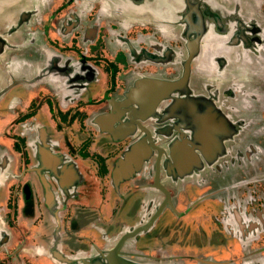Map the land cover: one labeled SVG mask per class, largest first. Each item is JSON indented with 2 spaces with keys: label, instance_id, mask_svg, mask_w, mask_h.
<instances>
[{
  "label": "flooded vegetation",
  "instance_id": "af4514ba",
  "mask_svg": "<svg viewBox=\"0 0 264 264\" xmlns=\"http://www.w3.org/2000/svg\"><path fill=\"white\" fill-rule=\"evenodd\" d=\"M252 12L253 0H0V264L108 250L264 264V114L251 111L264 95L247 88L264 58L241 31L254 23L264 42ZM187 37L186 99L130 93L178 76L168 56ZM204 229L219 254L200 252Z\"/></svg>",
  "mask_w": 264,
  "mask_h": 264
},
{
  "label": "water",
  "instance_id": "95a60500",
  "mask_svg": "<svg viewBox=\"0 0 264 264\" xmlns=\"http://www.w3.org/2000/svg\"><path fill=\"white\" fill-rule=\"evenodd\" d=\"M195 9H196V6H195ZM185 45H186V48L182 52L179 50H175V51L170 50V55L168 56V59H169L168 61H171V62H176L175 59H179L178 64L180 65V72H179L178 76H176L172 80L155 79L152 81L136 83L135 85L132 86V89H131L132 91L130 93H132L134 91V89L137 88L138 86L146 84V85L150 86L149 87L150 90L146 89L144 91V89H142L143 95H139V98L142 99V101L145 100V98L147 100H153V99L156 100V96L157 97L159 96V98H161L164 94L170 93L172 91L173 92L177 91V93L184 95L185 98L181 97V100L186 99L187 93L189 91L188 82H189L190 77H191L190 64L193 61L192 58L196 54V51L198 49H197L196 41H192V40L189 41L188 37H187V42ZM165 51H167V50H163V52H162V50H160L159 53H161L166 59L167 56H165ZM171 59H174V60L172 61ZM141 87H143V86H141ZM156 90H157V95L155 94ZM145 92H147L148 94L144 95ZM176 99H177V97H176ZM179 99H180V97H179ZM140 107H141V105H140ZM200 151H201V149H200ZM168 152L170 153V150ZM170 160H171V158H170ZM170 160L166 159V161L168 162V167L171 166V164L169 165ZM157 213H158V211H157ZM156 214H153L152 217L149 219V221H147L146 223L139 225L137 227L138 231L145 230L149 226V224H151L153 219L155 220L157 218ZM55 253L59 257L57 255H52ZM51 255L53 256L54 259L56 257H58V261L62 264H70V263L76 262V259H75L76 257L63 256L57 252H53V253H51ZM80 261L82 262L83 260H80ZM85 264H134V263H131V262L127 261L126 259H124L123 257L119 256V252L117 250H108L106 252L94 254V256L86 258Z\"/></svg>",
  "mask_w": 264,
  "mask_h": 264
},
{
  "label": "rangeland",
  "instance_id": "374dc122",
  "mask_svg": "<svg viewBox=\"0 0 264 264\" xmlns=\"http://www.w3.org/2000/svg\"><path fill=\"white\" fill-rule=\"evenodd\" d=\"M260 3H261V0H253L252 16L254 19L258 18L257 14H259V19L264 18V14L261 12ZM250 24H251V27H249L247 30H246V28H242L241 31H243V30L245 32L247 31V33H249L250 36L253 37L250 41V47H249L250 55H253L254 57H257L260 60H262L264 58V42L260 41V39L258 40V37H257L258 33L256 31L257 28H255L254 23H250ZM238 31H239V28H238ZM237 47H241V46L239 44H237ZM237 49L239 50L240 48H237ZM262 72H264L263 68H261L260 66H259V68H258V66H255V68L253 69V75L252 76L254 77V79H261L260 77L264 75ZM220 77H222V75ZM253 77H252V82L250 81L249 86L247 88L251 89L252 92L255 91V92L260 93L261 95H264V79L261 83H259V82H255V80H253ZM261 95H259L260 99H261ZM256 104L257 103L253 104V108L251 111L253 112V115H256L255 117H259L260 114L261 115L264 114L263 113V107L264 106L263 105L257 106ZM250 132H252V131L250 130ZM226 139L227 138H225L223 140H226ZM245 141H246V139H245ZM260 141H261L260 135L259 136L250 135V142L251 143L254 142V146L256 148L258 146L257 144H259ZM254 152H255V149L253 150V153ZM241 174H242V171L239 170L238 175L240 176ZM234 200H236L235 196L233 197V202H234ZM201 213H202V211H199V210L196 212L195 219L197 221H201L200 220ZM189 214H190L189 216L192 217V213L190 212ZM178 225H179V227H181V224H178ZM182 229H183V231H186V227H184ZM204 232L206 235H203V237L206 236V238H205L204 242H200V244H201L199 247L200 252H206L207 251L208 253L215 252V254H219L220 252H217L215 247L210 243V239L215 234V231L209 230V229H204ZM197 235L198 234L196 233L193 237H191V239H194L196 241ZM221 259H219V260H221Z\"/></svg>",
  "mask_w": 264,
  "mask_h": 264
}]
</instances>
